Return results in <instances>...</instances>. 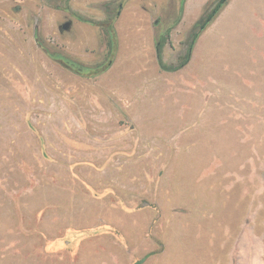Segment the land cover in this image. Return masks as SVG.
<instances>
[{"label": "rangeland", "instance_id": "374dc122", "mask_svg": "<svg viewBox=\"0 0 264 264\" xmlns=\"http://www.w3.org/2000/svg\"><path fill=\"white\" fill-rule=\"evenodd\" d=\"M70 1L0 0V21H25V28L19 29L25 31L26 43L37 30L45 49L66 57L68 41L94 40L95 46L86 50L89 59H74L93 66L106 56L102 30L89 28L77 17H106V10L100 4L84 11L82 6L87 5L79 0L73 6L82 10L78 16L68 10ZM129 1H109L114 12L122 4L114 29L123 54L118 58L116 48L112 64L126 72L120 86L112 87L100 77L68 76L34 40L33 67L48 71L49 60L52 75L55 63L56 85L52 76L49 85L42 78L24 98L21 92L10 91L7 64L12 59L0 57V131L23 129V110L24 131L39 134L42 146L40 162L36 149L26 150V171L8 174L7 179L22 185L19 195L14 194L15 188H0V264L108 260L107 254L93 252L90 246L84 252H71V257L67 252L55 256L41 250L43 240L35 231L54 232L57 215L62 217L61 227L66 224L64 193H68L70 162L73 167L79 165L77 173L92 183L96 194L105 192L103 187L109 183L115 190L112 204L136 213L130 218L139 229L137 234L126 232L128 243L118 242L111 252L118 264H208L214 260L220 264L226 259L233 264H264V90H256L263 88L264 80L256 82L259 86L238 85L239 90L230 91L229 77L219 66L201 69L193 87L181 77L158 72L153 47L148 49L145 43L151 38L155 42L165 31H169L166 44L171 40L170 33L182 17L181 0H169L167 13L150 20L148 27L129 25L127 14L122 13ZM67 23L69 28L64 30ZM188 24L185 21L179 29L181 35H189ZM8 29L7 24L0 27V41L7 40ZM166 53L171 60L164 57L165 65H174L182 46ZM33 67L25 61L26 81L28 74L33 78ZM133 70L137 73L134 84L129 83L134 77L128 75ZM151 76L155 80L147 84ZM8 101L18 102L19 108L8 107ZM153 101L162 107L145 104ZM154 111L157 117H152ZM9 114L17 123L8 124ZM114 221L121 228L131 224L125 217ZM226 232L230 234L225 236ZM218 243H232L234 250L230 254L215 251Z\"/></svg>", "mask_w": 264, "mask_h": 264}, {"label": "crops", "instance_id": "0c3cea01", "mask_svg": "<svg viewBox=\"0 0 264 264\" xmlns=\"http://www.w3.org/2000/svg\"><path fill=\"white\" fill-rule=\"evenodd\" d=\"M71 1L72 5L70 3ZM71 1L69 2L68 8L76 11L77 13L79 12L78 14H75L81 16L79 14H82V12H80L82 10L80 9V11H77L73 8L74 5H77V1L79 0ZM83 1L87 6H82V9L84 11H90L92 8V11L94 6L96 7L100 4L104 6L105 3H109L111 0ZM176 1L179 3L180 0ZM211 1L212 0H184L182 17L179 19L174 30L170 33V37L173 38V36L176 35V39L171 38V40L168 41L162 49L163 63L165 62L164 57H168L171 60L170 55L168 56L166 53L167 50L174 48L177 51L188 36V34L187 36H183L179 33L181 26L185 24V21H187L189 23V27L192 28ZM9 2L11 3L13 0H9ZM178 3H176L175 6H177ZM168 7L169 0H130L127 5H124L122 13L125 12L127 14L130 26L148 27L150 25V20H154V18L166 14ZM10 10L11 14L13 10ZM99 14L100 13H98V15ZM104 19V15H101L100 18H92V20L95 21H103ZM5 24H7V27L10 29H8L6 33L7 40L5 41L1 39L0 41V57H4L7 60H9L8 58H11L13 61V63L7 64V80L8 83L13 86L10 87V91L13 92V95L15 92H21V95L25 98V93L33 92V85L36 83V85L39 86L42 78L44 79V82L48 81V85L51 84V76L53 87H55V63L52 67V75L50 68L51 62L49 60L48 71H46V68L41 71V69H35L33 67V54L31 48L33 47V41L35 40L34 36L32 35L29 38L28 43H26L25 31L19 29L25 28V21H19L14 18L0 21V27H3ZM87 25L89 28H93L92 25ZM114 26L117 27L116 22H114ZM95 42L94 40L82 41L81 39H78L76 42L71 44L72 42L69 43L68 41V58L72 60L78 58L89 59L90 55H86V50L93 48L95 46ZM70 45L72 46L71 50L69 49ZM26 47H28V49H26ZM145 47L148 49L153 47L152 53L158 72L167 76L176 75L178 78L181 77L188 86H194L195 77L200 74L201 69H209L210 67L217 68L218 66L223 68L226 76L229 77L226 86L231 87L230 91L239 90L237 88L238 85L259 86L260 84H257L256 82L264 80V0H228L226 5L220 10L214 20L202 32L195 42L188 64L177 72L170 73L159 69L156 60L155 42L153 38L146 41ZM117 49L119 58V55L123 54L121 50V43L119 42L117 44ZM82 53L84 55H82ZM103 56L104 51H101L100 57ZM96 59H99V56ZM26 60L29 61V65L33 67V70H31L34 72L33 78L32 73L30 76L28 74L29 78L27 81L25 80V72H23ZM125 73V71L118 70L111 66L105 73L96 78L100 77L103 80H107L109 83H112V87H117L120 86L122 82L121 77H124ZM69 75L74 78H82L68 71V76ZM128 75L130 77H134V79L132 81L130 80L129 83H136V71H130ZM251 78L256 79L251 80ZM154 80L153 76L148 77L146 83L153 84ZM262 86V89L257 87L256 90H264V84H262ZM246 89L249 90L248 87ZM145 104L151 108L158 106L162 107V103H158L156 101L149 103L145 102ZM7 106L11 108H19V103L8 101ZM21 112V124L23 125V129L19 131H0V173H2L0 188H15L16 190L14 191V194L17 196L19 195V189L22 185L14 179H7L10 178L8 174L10 172L26 171L28 165V162L26 161V150L36 149L38 156L37 161L40 162L39 156L41 155L40 150L42 149L41 136L34 132L24 131L25 112L23 110H21ZM161 114L162 112L159 113V116H161ZM9 115L10 116H8L7 120L8 124H11L12 122L17 123V121L13 120L14 117H11V114ZM151 115L152 117H157V112H151ZM78 166L73 167L71 162L68 163V193H64L66 202H68V210L66 208L67 205L65 206V226H63V228L61 227L59 222L62 217L57 215V228L54 232L48 233L45 228H40L35 231L43 240L41 250L55 256L61 252H67L70 255L73 251L78 253L84 252V249L86 250V247L90 246L93 252H100V254L104 256L107 254L109 256L108 260H104L102 258L101 261L93 260L92 262H89L87 260L82 261L79 259L75 264H118V261H116L117 259L113 257V253L111 252L115 246L119 244L118 242H122V240H124L128 243L126 232L129 233V236L130 234L132 236L137 234L139 229H137L136 223H131L133 221H131L130 218L131 216H135L136 213L121 209L112 204V200H115V190L109 183L103 187V191L105 192L102 191L103 193L101 195L96 194L95 190H93L94 186L92 183L86 179L80 178L81 175L77 173L79 170H76ZM2 192H4V190ZM63 204H65V202H63ZM56 206L57 208H61L60 205L56 204ZM118 216L121 218L125 217L128 221L130 220L131 224L124 228H121L120 225L116 226L114 220L115 217ZM41 224L43 223L40 222V225ZM225 224L226 230L228 228V231H230L231 226L227 224L226 221ZM229 234L230 232H226L224 235L228 236ZM225 241L227 242V239ZM229 241L231 242V240ZM231 245L229 246L227 244L224 245L218 243L214 245V248L215 251L223 250L230 254L234 250V247ZM5 246L7 249L8 245ZM229 257L231 258V256ZM41 263L42 262H40V264ZM1 264H3V262H1ZM5 264L23 263L13 262ZM42 264L67 263L57 259L56 262L51 260L44 261ZM68 264H73V262L68 261ZM208 264H218V262L217 260H214L213 262L209 261ZM220 264H233V261L231 259H226Z\"/></svg>", "mask_w": 264, "mask_h": 264}, {"label": "trees", "instance_id": "16d2710c", "mask_svg": "<svg viewBox=\"0 0 264 264\" xmlns=\"http://www.w3.org/2000/svg\"><path fill=\"white\" fill-rule=\"evenodd\" d=\"M228 0H212L208 5L206 10L203 12L202 16L195 22L191 28L189 35L186 40L182 43V53L177 57V61L174 65H165L162 61V49L167 42L169 37V31H165L159 35L155 40V50H156V60L158 67L161 71L164 72H177L183 67H185L191 57L192 48L202 34V32L209 26V24L214 20L216 15L220 10L226 5ZM184 0L180 1V11H183ZM122 7L120 3L117 7V10L114 12L110 9V3H105L104 8L106 12V19L103 21H95L92 19H84L82 17H77V20L92 26L99 27L102 30V34L106 44V56L104 60L93 66L83 65L77 61H74L64 55L59 53L51 52L48 49H45L40 41L37 30L34 32V39L37 45L42 48L45 54L54 62L58 63L65 70L73 73L82 78H96L103 73H105L113 64L116 48H117V35L114 29V22L116 16L119 14V11ZM67 9V8H66ZM69 10V8H68ZM142 261H137L133 264H141Z\"/></svg>", "mask_w": 264, "mask_h": 264}, {"label": "water", "instance_id": "95a60500", "mask_svg": "<svg viewBox=\"0 0 264 264\" xmlns=\"http://www.w3.org/2000/svg\"><path fill=\"white\" fill-rule=\"evenodd\" d=\"M68 28H69V24L68 23L63 26L64 30H67Z\"/></svg>", "mask_w": 264, "mask_h": 264}]
</instances>
